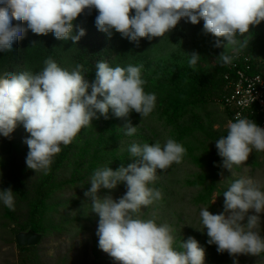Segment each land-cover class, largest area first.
<instances>
[{"label": "clouds", "instance_id": "9594fccd", "mask_svg": "<svg viewBox=\"0 0 264 264\" xmlns=\"http://www.w3.org/2000/svg\"><path fill=\"white\" fill-rule=\"evenodd\" d=\"M93 10L98 13V30L109 36L115 30L137 45L141 38L165 36L182 19L193 25L203 20V32L216 37L214 47L224 48L217 57L223 64L233 60L226 51L231 48L238 53L247 48L250 26L264 21V0H0V51H11L13 43L29 30L76 43L86 33L80 28L74 35L73 22ZM13 20L18 23L14 25ZM186 55L189 67L195 68L201 56L196 52ZM142 68V64L111 67L99 61L90 83L83 65L69 71L48 57L35 74L5 72L0 75V136L10 137L22 123L30 134L24 141L29 148L26 165L35 173L47 174L61 145L71 144L94 118L99 119L97 113L108 119L111 110L115 117L127 118L134 111L143 119L154 111L157 97L145 92ZM123 128L128 136L137 131L130 120ZM226 128L227 134L215 141V147L222 166L233 175V167L244 164L253 150L264 151V128L240 114L229 120ZM128 151L135 162L115 171L96 169L90 177L91 187L84 192L99 217V248L119 264H204L205 250L194 237L182 242L183 251H178L173 247L175 230L170 224H157L138 215L141 208L162 198L159 189L149 186L157 179V170L181 163L186 148L168 138L163 144L159 140L151 145L133 143ZM120 183L126 184L127 190L119 199L98 195L101 188L115 189ZM223 197V212L212 214L208 208L199 212L207 243L215 245L218 253L227 252L233 264H239L236 258L240 255L264 253V236L259 231L264 213L261 183L241 176ZM0 202L15 210L10 188L0 190Z\"/></svg>", "mask_w": 264, "mask_h": 264}, {"label": "trees", "instance_id": "16d2710c", "mask_svg": "<svg viewBox=\"0 0 264 264\" xmlns=\"http://www.w3.org/2000/svg\"><path fill=\"white\" fill-rule=\"evenodd\" d=\"M97 15L95 10L91 14L85 11L73 22L74 35L78 34L80 28L86 33L76 43L72 40H58L52 33L36 35L31 30L27 31L23 39L13 43L11 51H0V75L23 71L35 74L43 69L45 59L51 57L69 71L77 64L83 65L85 79L91 83L95 79L96 64L99 61L111 67L142 64L141 75L146 81L144 90L156 95L155 109L143 119L134 111L127 118H117L111 110L108 119L97 113L99 119L94 118L92 124L83 128L71 144L61 145V151L54 156L47 174L35 173L28 168L24 171L17 162L12 146V135L15 132L10 137H4L8 149L4 150L3 156L7 157L3 163L9 168L5 182L0 183V190L10 188L13 191L15 210H9L2 203L0 230L8 229L12 243L19 249V256L12 264L39 263V247L46 240L47 234L54 232L58 236L65 227L69 230V225L80 223L81 220L91 228L94 227L91 236L93 258L75 263L69 256L60 257L57 264H111L114 258L98 246L96 231L99 217L92 212L90 199L84 196V192L91 187L90 177L98 168L110 167L115 171L135 162L128 151L131 144L151 145L157 140L163 144L168 138L181 143L187 150L186 155L181 163H173L166 171L157 170V179L149 186L159 189L162 198L147 208H141L139 217L154 219L157 224H170L175 230L173 247L176 250L183 251L181 243L188 237H194L205 250L204 264H233V257L227 252L218 253L215 245L207 243L206 230L199 216L202 208L217 214L218 208L223 207V193L229 187H221L224 183L221 184V176L229 179V173L222 166V158L218 156L215 147V141L227 133L215 130L216 120L212 117L203 120L199 112L202 106L226 93L225 73L230 72L233 76L236 74L231 67L232 63L223 64L217 58L224 48L214 47L216 37L203 32V20L193 25L182 19L165 36L151 40L141 38L137 45L115 30H112L111 36L98 30L95 23ZM16 23L13 20V24ZM189 27L197 28L205 34L210 46L208 52L215 57L214 65L202 66L199 61L195 68L189 67L185 48ZM251 29L255 34L248 44L251 49L243 52L249 54L250 61H239L238 67L249 74L263 73L264 59L260 56H264V21L258 26H251ZM220 39L225 43L223 38ZM226 54L233 56L232 61L237 60L230 49ZM247 63L250 67H247ZM226 114L228 118L232 115L229 110H226ZM128 120L137 127L132 136L126 135L123 128ZM4 142L0 143V149ZM65 167L71 168V172L68 178L61 179ZM197 167L201 172L196 171ZM126 190V184L120 183L115 189L101 188L98 195H111L119 199ZM68 193L74 198L66 199L65 204L70 207L81 205V212L73 221L70 215L68 218L62 216L57 226H53L48 222L53 198L56 194L60 198ZM216 194L217 201H214ZM28 229L41 232V241L36 245H19L15 239L16 233ZM236 259L239 264H264V253L251 256V259L245 255Z\"/></svg>", "mask_w": 264, "mask_h": 264}, {"label": "rangeland", "instance_id": "374dc122", "mask_svg": "<svg viewBox=\"0 0 264 264\" xmlns=\"http://www.w3.org/2000/svg\"><path fill=\"white\" fill-rule=\"evenodd\" d=\"M189 34L185 40V48L187 54H191L192 52H196L201 56L200 63L202 66L214 65L215 57L209 53L210 46L206 41L205 34L201 32V30L192 27H189ZM249 35V34H245ZM250 35L251 39L255 37L253 30L250 26ZM237 39L243 40L244 37L237 35ZM226 43V41H225ZM232 53L234 51L229 48ZM251 47L248 46L245 49L240 50L239 52H248ZM202 119L208 120L209 117H212L216 122L214 123V129L219 132L227 133V123L229 121L228 116L226 114L225 109L219 103L218 98L215 97L213 102H209L207 105L202 106L199 111ZM14 135H12V146L15 150V155L17 162L19 163L22 169L27 170L26 165V157L29 151V148L26 143H24L25 139L30 136V134L25 130L22 123H18L15 130ZM4 142V137L0 136V143ZM0 149V183L5 182L6 173L8 172L6 163H3L6 160V155L3 156L4 150L8 147L4 142L3 146ZM8 149V148H7ZM188 165L185 167L186 172ZM198 168V167H197ZM29 169V168H28ZM31 170V169H29ZM34 171V170H32ZM197 172H201L200 168L196 170ZM226 171L229 173V179L226 176L222 175L221 187L230 186V184L235 180L240 178L241 176H251L258 180L262 185V190H264V151H256L253 150L250 154L248 160L240 165L233 167V175L232 172L228 169ZM71 168L65 167L61 172V179H66L70 175ZM188 174V173H187ZM192 176V175H190ZM73 197L72 194H63L60 198L54 196V203L51 205L49 209L48 222L57 226L58 220L63 216V218H68L70 215V220H75L77 214L81 212V205H73L72 207L69 204H65V200ZM218 195L216 194L213 198L214 201H217ZM58 200V201H57ZM3 212L2 202H0V213ZM223 212V207H219L217 210V214ZM65 222V221H64ZM94 227L91 228L90 225L81 220L80 223H76L73 225H69L68 228L65 227L63 231L58 233L50 232L47 234L46 240L39 247V263L37 264H57V260L60 257L66 258L69 256L72 260L76 262H81L85 260H90L93 258L91 254L92 250V233ZM262 236H264V213H261V226L259 229ZM8 229L0 230V264H12L16 261L19 256V249L17 248L15 243H12L11 236L8 235ZM248 259H251V255H245ZM111 264H119L115 259Z\"/></svg>", "mask_w": 264, "mask_h": 264}, {"label": "built area", "instance_id": "2783aa9c", "mask_svg": "<svg viewBox=\"0 0 264 264\" xmlns=\"http://www.w3.org/2000/svg\"><path fill=\"white\" fill-rule=\"evenodd\" d=\"M236 61H232L235 69V76L230 72L225 73L224 78L227 81L226 93L218 98V101L232 115L229 120H235L237 114L253 120L258 126L264 128V72L249 74L246 70L238 67V62L250 61L249 54L243 52H234ZM264 59V56H260ZM247 67L250 64L247 63Z\"/></svg>", "mask_w": 264, "mask_h": 264}, {"label": "water", "instance_id": "95a60500", "mask_svg": "<svg viewBox=\"0 0 264 264\" xmlns=\"http://www.w3.org/2000/svg\"><path fill=\"white\" fill-rule=\"evenodd\" d=\"M43 234L33 229L21 230L16 233L15 239L19 245H36L42 239Z\"/></svg>", "mask_w": 264, "mask_h": 264}]
</instances>
